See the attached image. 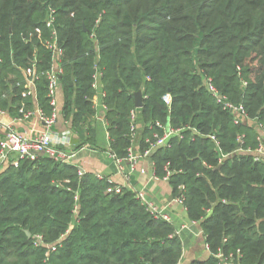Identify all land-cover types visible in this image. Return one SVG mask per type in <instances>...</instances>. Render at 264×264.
<instances>
[{
	"label": "trees",
	"instance_id": "1",
	"mask_svg": "<svg viewBox=\"0 0 264 264\" xmlns=\"http://www.w3.org/2000/svg\"><path fill=\"white\" fill-rule=\"evenodd\" d=\"M55 40L63 49V110L76 129L95 113L97 69L116 157L133 145L132 110L144 123L141 153L147 138L163 133L157 122L190 127L151 151L155 173L164 177L169 166V181L212 253L239 249L241 264H264V161L253 154L264 121V0H0L1 109L14 117L36 107L52 114ZM206 75L244 104L248 120L236 123L216 103ZM109 184L45 155L8 166L0 173V264H178L183 244L172 223L133 191L107 192ZM207 263L216 264L212 254Z\"/></svg>",
	"mask_w": 264,
	"mask_h": 264
},
{
	"label": "crops",
	"instance_id": "2",
	"mask_svg": "<svg viewBox=\"0 0 264 264\" xmlns=\"http://www.w3.org/2000/svg\"><path fill=\"white\" fill-rule=\"evenodd\" d=\"M97 85L95 113L84 125V130L79 127L80 131L76 129L72 118H67L64 114L65 93L62 85L60 84L57 89L58 115L53 129L60 135L63 133L69 135V144L65 147L67 152L74 155L69 162L85 173L104 177L108 181L122 185L125 191H133L136 196L142 193L147 202L170 217V223L182 240L183 253L178 264H208L210 252L206 248L201 223L189 219L186 207L183 202L178 201L179 195L174 191L170 181L155 173L153 156L141 153L144 130L141 121L133 145L134 152L138 155L134 167L129 160L123 159L118 162L112 155L101 77L97 78ZM4 124H9L28 136L43 132L46 128L37 114L29 118H20L4 110L0 112V139L5 136ZM89 125L93 131L92 135L88 133Z\"/></svg>",
	"mask_w": 264,
	"mask_h": 264
},
{
	"label": "built area",
	"instance_id": "3",
	"mask_svg": "<svg viewBox=\"0 0 264 264\" xmlns=\"http://www.w3.org/2000/svg\"><path fill=\"white\" fill-rule=\"evenodd\" d=\"M54 23V9H51L49 12V19L48 25L52 26ZM54 52V63L52 69L48 72L49 78V97H50V104L53 108L52 114L50 116L45 115L44 111L39 107H36L34 111H27L23 114L20 118H29L34 114L39 115L42 121L45 123V130L43 132L37 133L35 135L28 136L22 132L17 131L13 126L9 124H4L5 129V136L0 139V173L4 171L8 166H18L19 162L24 159H28L34 161L38 159V157L45 155L52 158H55L58 161H64L70 163V158L74 155L70 154L66 151V147L69 144V135L66 133L58 134L54 131V125L57 121L58 115V108H57V89L60 83V74L62 73L61 67V55L63 53V49L58 46L57 41L55 40L53 43L50 44ZM95 81L93 83V87L95 89L98 88L97 85V78L101 77L100 71L97 69L95 74ZM204 85L206 86L207 90L211 93L214 97L216 103L220 105L224 110L229 111L231 114L234 115V121L239 123L244 120H248V112L243 103H235L229 97L224 94L214 83L213 78L211 76L206 75L204 77ZM247 85V82L243 80V86ZM27 87L29 89L28 93L32 94L34 99L36 98V87L34 79L29 78ZM105 97V92H104ZM163 99L168 106L171 105L172 97L170 93H166L163 95ZM95 103V99H94ZM106 106V105H105ZM107 109V106H106ZM4 110L0 108V112ZM132 124H131V137L133 140V145L136 139L137 130H138V112L136 110H132L131 112ZM257 119L254 120L256 123ZM253 122V123H254ZM156 125L163 129V133H154L153 139L147 138L146 142L149 144V149L146 150L143 154L148 155L151 153L152 150L157 149L161 146H166L169 143V140L177 136L181 139L184 138V130L190 127H172L169 124L163 125L161 122H157ZM257 129L259 131L257 140L258 146L255 148L253 154L254 159L256 161H264V121L258 123ZM193 132H197L194 128ZM211 138L217 141V138L214 135H211ZM194 139V137H192ZM242 140L241 138L239 139ZM130 146L128 149V155L123 158L127 159L132 163V167L136 163L138 159V155L134 152V147ZM243 149H240L242 151ZM251 151V150H249ZM113 155V154H112ZM118 162H121L123 159L118 158L113 155ZM226 155H223L221 160L222 161ZM166 174L164 175V179H168L172 173L169 166L166 165L165 167ZM85 174L84 170L79 169V175L83 176ZM103 178V177H101ZM109 185L107 187V192L115 193V194H122L125 190L122 185L116 184L114 182L109 181ZM180 188H183L180 187ZM137 197L142 200V202L148 207V209L158 218L164 219L168 222L170 221V217L167 214H164L157 210L152 203H149L145 200V197L142 193L138 194ZM178 201L183 202V196H178ZM36 242L42 241V237L37 235ZM207 250L210 252V256H214L216 259V264H241L239 259L242 256L241 251L238 249L236 252L230 251L225 252L222 248H219L216 252L212 253L209 244H206ZM52 249H55L53 246Z\"/></svg>",
	"mask_w": 264,
	"mask_h": 264
},
{
	"label": "water",
	"instance_id": "4",
	"mask_svg": "<svg viewBox=\"0 0 264 264\" xmlns=\"http://www.w3.org/2000/svg\"><path fill=\"white\" fill-rule=\"evenodd\" d=\"M134 97H135L136 108H142L143 107V91L139 90V91L135 92ZM151 153H150V155H152ZM26 233H27L28 237L31 236V233L29 231H26Z\"/></svg>",
	"mask_w": 264,
	"mask_h": 264
},
{
	"label": "rangeland",
	"instance_id": "5",
	"mask_svg": "<svg viewBox=\"0 0 264 264\" xmlns=\"http://www.w3.org/2000/svg\"><path fill=\"white\" fill-rule=\"evenodd\" d=\"M143 127H144V123H143Z\"/></svg>",
	"mask_w": 264,
	"mask_h": 264
}]
</instances>
